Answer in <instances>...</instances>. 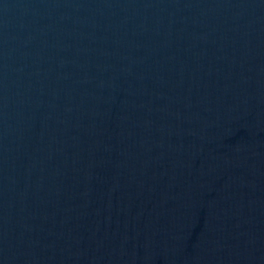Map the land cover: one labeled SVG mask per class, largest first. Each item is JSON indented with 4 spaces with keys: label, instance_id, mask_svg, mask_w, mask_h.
Here are the masks:
<instances>
[{
    "label": "water",
    "instance_id": "water-1",
    "mask_svg": "<svg viewBox=\"0 0 264 264\" xmlns=\"http://www.w3.org/2000/svg\"><path fill=\"white\" fill-rule=\"evenodd\" d=\"M0 264H264V0H0Z\"/></svg>",
    "mask_w": 264,
    "mask_h": 264
}]
</instances>
